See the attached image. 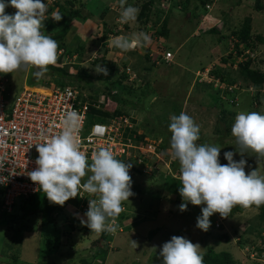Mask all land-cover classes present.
I'll list each match as a JSON object with an SVG mask.
<instances>
[{"label": "rangeland", "instance_id": "rangeland-1", "mask_svg": "<svg viewBox=\"0 0 264 264\" xmlns=\"http://www.w3.org/2000/svg\"><path fill=\"white\" fill-rule=\"evenodd\" d=\"M51 1L53 0H48V4ZM136 1L142 2L145 0H133L131 4H128L134 6ZM210 1L211 9L209 11L220 22L216 23L214 20L211 19V21L209 17H206L205 23L202 19L203 26L219 28L221 31L195 33L197 32L196 29L199 20L198 14H201L205 8L203 5L198 6L200 12L197 14L195 10L193 17L190 19L184 15L180 8L175 7L171 12L173 17H171L167 24L168 36L158 35L160 37L157 38V40L162 42L166 40V43L161 44L163 45L162 51L166 47L171 49L172 57H170L169 62L162 61L154 65L151 61L143 58V45L140 48L139 46L136 47L135 53H129L128 51L110 46V41L117 36L131 37L133 34L141 33L142 31L137 30V28L142 26L144 33L152 36L150 42L153 44L149 48L152 52V58L155 61L159 57V49L157 47L158 41H152V38L156 36L152 32L160 28V24L156 25V27L154 26V29H148L150 28L149 24L148 28H145L144 23L142 24L136 19V21L131 22L132 27L129 30L118 22L121 11L119 0H87L83 13H90V15L85 21L89 19L100 25L98 35L102 37L104 28L106 27L104 23H106L107 27L112 28V32L118 30L119 33H113V35L109 36L107 33L104 40L106 38L108 39L107 41L105 40L106 42L104 41L101 48H97L94 42L90 40L96 36H83L86 40H84L85 46L82 52L80 54L74 53L72 55H66L62 60L73 63L79 60L81 62L80 66H83L82 68L85 72L91 75L92 81L97 82L98 80L95 79L97 72L94 68L99 63L92 64V62L99 56L97 54H102L106 48H114L115 53L113 55L107 53V55L118 64L119 69H123L124 67L121 62L123 60L126 61L127 64H125L124 71L130 74L129 80L137 76L139 78L136 80V84H134L135 87L138 88L144 85L145 81L150 84L146 86L149 89L143 87L131 93L121 92V95L128 103L124 104V106L121 105L123 112L118 116L128 117L136 133L145 134L144 140L146 143L142 141L137 148L130 149L123 155L124 161L132 164L136 168L138 167L141 173H138V170L133 169V167L129 170L134 195L129 197V201L122 202L124 210L121 213L123 215L120 220H118L119 217L117 218L118 229L116 233H109L110 239L108 242L110 249L106 255L104 264H162V257L159 256L160 249L163 243L169 241L173 235L183 236L193 243H199L201 246L200 250L212 244L215 248H226V242H217L214 239V236L221 231L227 230L235 242L239 237L238 234H233L234 228L240 229V231L244 229L245 239L253 237L250 232L245 231L252 218L256 215L257 211L253 207L227 217L222 222L223 229L214 227V223L218 222L220 218L219 213H214L209 218L211 226L206 232L196 227L197 217L201 215V210L205 205H199L195 208L188 206L189 208L186 211H179L177 206L180 204V201L176 203L173 201L176 194L170 193L165 185L162 186V183L160 184V181H163L166 173H170L173 176L178 175L176 171L172 170L170 162H177L176 164L179 165V161L173 160L171 156H169V161L165 160L162 156L163 154L161 155V153L156 151L160 140L147 135L149 133L158 134L161 131V128L164 127V122L160 123V121H165L166 118L174 115L170 113V107L179 102L182 104L184 112L190 115L195 123L200 126L202 137L204 136V142L221 147L219 160L223 165L227 164V160L223 155L226 151L236 153L234 155L235 160L238 161L241 159L240 154L236 151L234 137L231 134V127L235 121V116L239 112L256 111L264 113V104L258 107L252 104L251 95L245 89H241L242 85H239L240 80L233 83L238 87L236 90L239 91L236 92L234 99L237 103L232 104V87L230 85L227 87L225 81L209 73L214 66H223L221 63H218L221 55L226 56L230 51L233 52V58L231 57L233 62L232 67L234 69L238 68V63L245 59V57L242 54L238 55L233 49L231 50L233 41L228 42L227 36H231L229 34L233 26L239 23L241 24L246 17L252 18L254 29L264 32V12H258L253 8L255 0ZM43 2L47 3V0H43ZM5 11L8 14H14L17 10L9 6ZM165 16H167V13L163 15V17ZM79 22L83 21L76 19L72 21V24L82 29ZM115 23L117 25H114ZM93 33L94 35L97 34L95 32ZM221 34L226 36H220ZM80 38L83 41L81 36L78 39ZM78 42L80 43V41ZM61 53H64L63 49L58 51V55H61ZM252 57L255 58L253 65L264 70V44H261L254 51ZM203 66H205V69L201 70ZM36 70L32 68L16 71L13 74H0V81L6 80V94L13 97L24 86L34 88L35 90L50 89L52 87L51 82L53 83L54 79L49 76L43 77L39 81L35 80L31 84L29 80L32 79V72ZM72 71L75 72V69H72ZM116 77L117 75L113 78L116 79ZM196 81H206L211 84L212 88H204L205 86L202 83L198 84ZM124 83L127 84V79ZM69 84L71 85L67 86L77 88L76 80ZM96 85L98 87L103 86V88L110 86L103 84L101 81H98ZM118 89L120 88L118 87ZM142 89L145 95H143ZM205 89L212 92L220 90L221 96L218 98V101L210 94H204L202 99V94L205 92ZM77 90L79 91V88ZM90 92L86 88L83 90V94ZM117 92L120 93L119 90ZM190 100H193V104ZM102 101V95L99 94L96 105L102 103ZM194 101H201V107H204L202 108L204 110L205 108H211L210 114L202 117L198 115V108L194 106L196 103ZM108 103L109 101L106 105ZM221 107L225 111L228 110L230 114L232 112L235 113L233 114L234 119L231 127L228 129L230 131L229 136L224 137L223 134L219 133L222 144L211 140L217 136L218 126L222 128L223 124H226V121L216 123L217 119L214 120L215 117L219 116L218 110ZM95 120L100 121L96 118ZM92 121L94 119H88L87 123H91ZM165 151L170 153V147ZM243 158L247 161L245 166L246 174L258 168L260 174L264 175V160H259L255 154L251 153H245ZM159 162H163V165L157 166ZM87 178L85 176L82 183ZM137 187L143 188V192H138ZM78 195L80 196L79 201L77 200ZM78 195L75 198L67 200L61 209L54 213L57 225L43 221L42 226H40L41 220L38 218L37 213L30 212L28 215L23 216L24 211L19 206L22 201L20 197L15 198L16 209L14 213L3 216L4 207L0 197V264H84L82 263V258H88L90 260L97 250V246H93V242L101 237V233L91 232L85 224L81 223V220L87 219L84 214L88 210L89 202L87 203L86 199H94L95 197L90 196L84 191ZM188 204L190 205L191 203ZM1 219H4V221L2 222ZM18 229H22L23 231ZM46 232H51L56 235L57 237L55 236L54 238H58V241L50 244L48 242L50 238L45 234ZM150 232H153V234H150ZM206 233H209V235ZM132 240L137 242L138 246L136 248L133 247ZM227 243L233 244L232 241ZM229 247L231 246L229 245ZM238 252H247V245H244L243 249ZM251 256H253L252 258H257L255 254ZM259 258L264 263V251L261 252ZM242 260H244V264H249L252 261L248 258L246 260L243 258Z\"/></svg>", "mask_w": 264, "mask_h": 264}, {"label": "clouds", "instance_id": "clouds-1", "mask_svg": "<svg viewBox=\"0 0 264 264\" xmlns=\"http://www.w3.org/2000/svg\"><path fill=\"white\" fill-rule=\"evenodd\" d=\"M9 6L17 11L6 13ZM119 6V23L136 21L137 7L127 4V0H119ZM47 13L48 0L47 3L43 0H0V74L35 68L32 76L39 81L49 65L57 64L59 44L41 31L43 21L49 16ZM50 16L56 22L63 18L59 12ZM149 43L150 36L141 32L131 37L117 36L111 39L110 46L129 51ZM94 70L108 75V69L99 64ZM170 121L169 154L173 160L179 161V182L182 185L179 194L183 202L177 207L184 212L188 203L205 205L197 217V228L208 231L211 226L209 218L214 213L227 218L237 205L244 209L252 206L258 209L264 205V175L258 168L246 174L247 161L243 158L245 153H251L264 160V113L239 112L235 116L231 134L241 159L235 160L236 153L226 151L223 155L227 164L223 165L219 160L221 147L197 143L200 126L190 115L181 111L179 115H172ZM61 125L59 133L34 144L38 152L36 168L27 175L50 203L63 206L82 191L94 196L89 199L84 214L87 219H82L81 223L91 232L114 234L118 229L117 218L124 210L122 202L129 201L134 195L129 174L132 164L115 158L111 150L103 147L92 153L89 163L80 149L79 114L74 110L67 111ZM85 176L88 178L82 183ZM132 245L138 246L134 240ZM200 248L199 243L173 235L163 243L159 256L162 264H203Z\"/></svg>", "mask_w": 264, "mask_h": 264}, {"label": "trees", "instance_id": "trees-1", "mask_svg": "<svg viewBox=\"0 0 264 264\" xmlns=\"http://www.w3.org/2000/svg\"><path fill=\"white\" fill-rule=\"evenodd\" d=\"M129 2L130 1L127 0V4ZM210 2H211L210 0H145L142 2L136 1L135 6L139 9L137 20L142 24L144 23V25L146 26L145 28H148V24H149L150 28L148 29H154V26L156 27V25L160 24V28L152 32V34L154 33V35H156L155 37L157 39L159 37L158 35L167 34L168 32L167 24H168V21L171 19V17H173L171 15V12L173 11L175 7L180 8V10H182L184 15H186V17L190 19L193 17V13L195 10L197 14L200 12L198 10V6L203 5L205 8L201 14H198L200 21L198 20V26L196 29L197 32L195 33L200 34V33H207L209 31L220 32L221 30L219 28H214V27L209 28L207 26L205 27L200 26L201 20L205 16L210 17L216 23L220 22L219 20L216 19L214 15L210 13L209 11L211 9ZM86 3H87V0H53L50 4H48L47 15L49 16L46 20L43 21V26L41 28V31L45 35H49L53 39H55L59 44L58 50L63 49L64 53L63 54L61 53V55H58V61L55 66H52V65L48 66V71L47 73H45L44 77L49 76L52 79H54L53 83L51 82L52 87L59 86V85L60 86L71 85L69 83H72L76 80L77 82L76 87L79 88L80 97L82 98V100H88L90 102L88 118L89 119L96 118L100 121L107 122L109 121V118L113 116L121 115L123 112V109H122L123 107H121V105L124 106V104L128 103L121 95V92L131 93L134 90L139 89V88L141 89L143 87L149 89V87H146V86L150 84L147 81H145L144 85H141L140 87L137 86L138 88H136L134 84H136L137 78L129 80L128 73L124 71L125 64H127L126 61L123 60L121 62L122 65H124V67L123 69L121 68L119 69L118 64L107 55V53L109 54L111 53L113 55L115 53L114 48L113 49L106 48L102 54H97V56L98 55L99 56L96 57L92 62V64L99 63V65L106 67L108 69L107 76L103 75L102 73H97L95 76L96 80L101 81L103 84H106L107 86L110 85L108 87H105L106 89L103 88V86L98 87L96 85L98 81L97 82L92 81L91 75L88 72H85V70L82 68L83 66H80L81 62L79 60L75 63L71 61L69 62L62 61L66 55H72L74 53L80 54L82 50L84 49V46H85L84 40L82 41L81 38L78 39L79 35L76 32L73 34L71 32L73 29V24H72L73 20L78 19L80 21H85L89 17L90 13L88 14L83 13V9L86 8ZM253 8H255V10H257L258 12L263 13L264 12V0H255V5H253ZM55 11L59 12L63 17L58 22L53 21V19L50 16ZM166 13H167V16L163 17V15ZM114 25H117V23H115ZM104 26L106 27L104 28V33L102 34V37L100 35H96V37L94 38L95 41H93L94 44L97 46V48H101L104 41L105 40L107 41L108 38L104 40V37L107 36V33H108V36L113 35V33L115 34L119 33L118 30H115L114 32H112L111 30L112 28L107 27L106 23H104ZM123 26L126 29H129L130 27H132V23L130 22L124 23ZM139 30H141L144 33V29L142 26L139 27ZM229 35L231 36L229 37L227 36L228 42L233 41L231 50L233 49L234 51H236L238 55H241V54L244 55L245 59H243L241 62L238 63L237 65L238 68L234 69L232 67L233 52L230 51L226 56L221 55V59L218 63L219 64L221 63L223 65L221 66L222 68L216 65L209 71V73L212 74L213 76L220 78L222 81H225L227 87L229 85L232 87L233 89L232 94H231L233 97V100H231L232 104L237 103V101L234 99L236 96L235 95L236 92L239 91V90H236L238 89V87H236L233 83H236L238 80H240L239 85L240 86L242 85L241 87L242 90L245 89L247 92H249V94L251 95L252 104H255L256 107H258L259 105H263L264 104V70H261L260 68L253 65L255 63L254 62L255 58H253L252 56H253L254 51L258 49V47L261 44H264V32L254 29L253 24H252V18L246 17L244 18L241 24L239 23L238 25L233 26V29L231 30ZM220 36H226V35L221 34ZM167 40H168V37H167ZM77 41H80V43L79 42L77 43ZM157 41H158L157 47L160 52L164 53L166 51L171 50L166 47L165 50L162 51L163 45L161 44L166 43L165 42L166 40L163 42L160 40H157ZM143 51H144L143 58L145 60L151 61V63H153L154 65H157L161 61L159 57L162 56V53L159 54V57H158L159 61L157 63L152 58L149 46H146L145 48L143 47ZM128 52L135 53L136 50L133 49V50H129ZM162 61L164 62L163 59ZM204 67L205 66L201 67V70L205 69ZM72 69L73 70L75 69V72H73ZM115 75H117L116 79L113 78ZM126 79H127V84L124 83ZM35 80H36L35 77L32 76V79L29 81L31 82V84H33ZM197 83L198 84L202 83V85L205 86L204 88L206 87L212 88L211 84L207 83L206 81L205 82L199 81ZM118 87L120 89H118ZM85 88L90 90L91 92L83 94V90ZM209 88L208 90H210ZM118 90L120 91V93L117 92ZM208 90L206 89L204 90L205 92L202 94V99H203L204 94L205 95L210 94L214 96V98L217 99L216 101H218V98H220L221 96V93L219 92L220 90L219 91L216 90L214 92L208 91ZM142 93L143 95H145V93L143 92V89H142ZM99 94L102 95L103 101L102 103L97 104L99 105L97 106L96 101L98 99ZM108 101L109 103L106 105ZM191 101L193 104V100H190V102ZM194 102L197 103V104L195 103L194 106L198 108V111H197L198 115L202 117V116H206L207 114H210L211 108H205L204 110L202 109L204 107H201V104H202L201 101H194ZM179 104L180 103L178 102L177 104L171 105L170 110H169L171 111L170 113L174 115H179L181 111H184L182 104L180 105ZM218 111H219V116L215 117L214 120L217 119L216 123H219L221 121H226V124H223L222 128L221 126H218L217 136L211 140L222 144L221 136L219 135V133L223 134L224 137L229 136L230 131L228 129L229 127H231L232 121L234 119L233 114L235 113L232 112V114H230V112L226 110L228 113L227 114L225 113L226 111L222 109V107ZM170 122H171L170 118H166L165 121H160V123H163L164 129L161 128V131L158 134H152V133L147 134L148 136L152 138H157L160 140L159 144L156 147V151L158 153H161V155L163 154L162 156L165 158V160H168V161H169L170 155H169V152H166L165 150L170 147L171 133L168 128ZM125 135L129 136L132 143L134 144H139L142 141L143 143H146L144 140L145 134H137L134 128H131V129L127 128L125 130ZM200 135H201V142L199 139L197 143L203 144L205 142L203 138L204 136L202 137L201 131H200ZM115 158L119 160L122 159L124 161L123 156H120V157L115 156ZM88 162L91 163V160L88 159ZM176 163L177 162H173V161L170 162L172 170L176 171L178 173V176H173L170 173L169 174L166 173L164 175L163 181H160V184L162 183V186L165 185L170 193H175L176 196L173 201L175 203L177 201H180L179 203L181 204L183 201L181 200L182 197L179 194V188L182 186L179 182V175H180L179 167L180 166L177 165ZM159 165L160 166L163 165V162H159L157 166ZM132 167L133 169L138 170V173H141L138 167H137L138 169L135 166H132ZM137 191L142 193L143 188L137 187ZM20 198L22 199V201L19 206L24 211L23 216L28 215L30 212H35L37 213L38 218H40L41 220L40 226L43 225V221H45L46 223H51L52 225L53 224L57 225L56 216L54 215V213L59 211L62 206L54 204V203H50L46 195L42 192V190H38L37 192L31 195H28L26 197H20ZM77 200L78 201L80 200L79 195L77 197ZM86 200H87L86 202L88 203L89 200L88 199ZM15 206H16V203L14 202L12 205L11 211H7L4 208L3 216L5 214L10 215L14 213L16 209ZM188 206H191V208L197 207L191 204L190 205L188 204ZM252 207L257 212H256V215L250 221L249 225L246 227L245 231L250 232V234L253 235V237L245 239V236L243 233L244 229L241 228L242 231H240V229L234 228L233 234L234 235L238 234V237H239V239L235 242L232 240L227 230L219 232L216 236H214V239L217 242H226V246L228 248L227 247L223 249H220L218 247L215 248L213 244L211 246L202 248L199 251H200V254L203 256V264H244V260H242L243 258H245V260L247 258L251 259L252 261H250L249 264H264L263 262H261V259L259 258L261 252L264 251V205H261L258 209L255 206H252ZM244 210H245L244 208L237 205L232 209L230 216L234 215L237 212L241 213ZM122 215L123 213H120L118 220H120ZM225 219L226 218H221L220 216L219 221L214 223V227L217 229H223L224 226L222 222ZM1 221L3 222L4 219H1ZM87 229L89 228L87 227ZM18 230L23 231L22 229H18ZM153 231L155 232V230ZM238 232H242V233H238ZM45 234L49 236L48 238H50V241L48 242L50 244H53L55 241H58V238H54L56 235L52 234L51 232H46ZM150 234H153V232H150ZM206 234L209 235V233H206ZM109 239H110L109 233L102 232L101 237L97 238L93 242V246L95 247L97 246V250L92 255L90 260H88V258H82V263L84 264H104L106 255L110 249L109 242H108ZM229 241L230 242L232 241L233 244L231 245L227 243ZM229 245L231 247H229ZM244 245H247V252L245 253L238 252L239 250L243 249ZM253 254H255V257L257 258H252L253 256L251 255Z\"/></svg>", "mask_w": 264, "mask_h": 264}, {"label": "built area", "instance_id": "built-area-1", "mask_svg": "<svg viewBox=\"0 0 264 264\" xmlns=\"http://www.w3.org/2000/svg\"><path fill=\"white\" fill-rule=\"evenodd\" d=\"M170 57L169 51L162 54L164 61L169 62ZM5 82L0 81V197L7 211L12 210L15 198L38 191V185L27 175L36 168L38 152L34 144L59 133L61 119L67 111L79 114L80 149L89 160L102 147L111 150L114 156H123L140 144L132 143L125 135V130L133 125L126 116L87 123L90 102L82 100L75 87L59 85L35 90L24 86L10 97Z\"/></svg>", "mask_w": 264, "mask_h": 264}, {"label": "crops", "instance_id": "crops-1", "mask_svg": "<svg viewBox=\"0 0 264 264\" xmlns=\"http://www.w3.org/2000/svg\"><path fill=\"white\" fill-rule=\"evenodd\" d=\"M130 2H129V4H131L132 3V1L133 0H129ZM134 6H135V4H134ZM210 18V17H209ZM210 20H211V18H210ZM212 21V20H211ZM78 22V21H77ZM206 21H204V23H205ZM74 23V22H73ZM131 23V22H130ZM204 23H203V21L201 20V23H200V26H203L204 25ZM79 24L81 25V28L82 29H84V30H82V29H79L76 25H74L73 24V29H72V34L73 33H75V32H78L77 34L79 35V36H81L82 38H83V36H91V35H93V36H96V35H98L99 34V27H100V25L99 24H96L95 22H93V21H91V20H87V21H83V22H79ZM110 25H112V24H110ZM214 25V24H213ZM95 29V30H94ZM131 29V27L129 28V30ZM73 30H74V32H73ZM137 30H139V28H137ZM84 32V33H83ZM93 32H95V33H97V34H95L94 35V33ZM108 32V31H107ZM162 36H168V34H162ZM152 37V36H151ZM150 37V38H151ZM160 37V36H159ZM95 38V37H94ZM83 40H86V38L84 37L83 38ZM91 40V42H93V41H95V39H90ZM153 40H155V41H157V39H156V37L154 36L153 38H152V41ZM151 44H153V43H149V44H147L146 46H148L149 45V47L151 46ZM144 46V45H143ZM146 46H144V48L146 47ZM152 47H153V45H152ZM139 48H140V46H139ZM178 48V47H177ZM136 50V49H135ZM169 51H171V50H169ZM175 51H177V50H175ZM152 53V52H151ZM159 53H161L160 51H159ZM159 53H158V55H159ZM159 59H161V61L160 62H162V56H160L159 57ZM157 60H158V58H157ZM156 63V62H155Z\"/></svg>", "mask_w": 264, "mask_h": 264}, {"label": "bare ground", "instance_id": "bare-ground-1", "mask_svg": "<svg viewBox=\"0 0 264 264\" xmlns=\"http://www.w3.org/2000/svg\"><path fill=\"white\" fill-rule=\"evenodd\" d=\"M124 157V156H123ZM262 249V248H261Z\"/></svg>", "mask_w": 264, "mask_h": 264}]
</instances>
